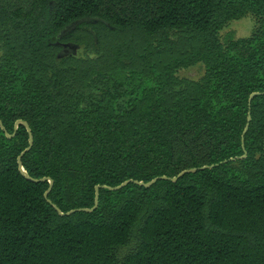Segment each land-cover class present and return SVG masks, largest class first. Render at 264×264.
Listing matches in <instances>:
<instances>
[{
	"label": "trees",
	"instance_id": "1",
	"mask_svg": "<svg viewBox=\"0 0 264 264\" xmlns=\"http://www.w3.org/2000/svg\"><path fill=\"white\" fill-rule=\"evenodd\" d=\"M0 264H264V0H0Z\"/></svg>",
	"mask_w": 264,
	"mask_h": 264
},
{
	"label": "rangeland",
	"instance_id": "2",
	"mask_svg": "<svg viewBox=\"0 0 264 264\" xmlns=\"http://www.w3.org/2000/svg\"><path fill=\"white\" fill-rule=\"evenodd\" d=\"M254 26V18L252 16H245L240 19L233 20L225 28L224 33H232L236 37H244L251 34ZM203 73L202 65H195L190 68L182 70L181 74L193 78L199 77Z\"/></svg>",
	"mask_w": 264,
	"mask_h": 264
},
{
	"label": "water",
	"instance_id": "3",
	"mask_svg": "<svg viewBox=\"0 0 264 264\" xmlns=\"http://www.w3.org/2000/svg\"><path fill=\"white\" fill-rule=\"evenodd\" d=\"M254 95V94H253ZM253 95H252V97H253ZM251 97V98H252ZM23 121H18L17 122V124H19V123H22ZM26 124V123H25ZM27 125V124H26ZM27 127H28V125H27ZM247 129V128H246ZM31 142H32V138H31ZM20 161V160H19ZM20 164H21V161H20ZM184 172H186V171H183V172H181L178 176H180L181 174H183ZM178 176H176V177H173L172 179L173 180H176L177 178H178ZM161 178H167L166 176H162ZM45 179V178H44ZM158 178H155V179H153V180H151V181H149V182H144V181H136L138 184H140V185H145V186H150L151 184H153L156 180H157ZM50 182H51V184H52V180L50 179ZM128 181H126V182H124V183H122L121 185H119L118 187H120V186H122L123 184H125V183H127ZM99 187H97V189H98Z\"/></svg>",
	"mask_w": 264,
	"mask_h": 264
}]
</instances>
